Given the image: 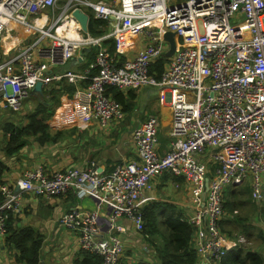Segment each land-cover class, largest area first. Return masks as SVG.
I'll use <instances>...</instances> for the list:
<instances>
[{
	"label": "built area",
	"instance_id": "1",
	"mask_svg": "<svg viewBox=\"0 0 264 264\" xmlns=\"http://www.w3.org/2000/svg\"><path fill=\"white\" fill-rule=\"evenodd\" d=\"M56 2L0 0V46L14 44L18 28L36 34L0 61V108L18 113L37 83L47 87L64 80L75 90L50 128L58 123L57 129L82 130L91 122L106 127L124 117L108 88H158L159 100H168L171 109L169 144L161 153L159 121L147 116L130 133L135 160L116 164L110 173L94 161L53 173L43 166L24 170L13 185H0V239L8 220L21 213L24 194L53 198L71 192L92 199L95 207L63 213L61 226L76 232L79 248L99 256L101 264H118L124 252L118 223L125 220L141 233L142 203L156 200L143 193L169 173L188 185L192 213L184 220L194 228L197 264H221L245 243L243 236L231 239L220 229L224 190L247 183L253 203L264 207V0H84L48 24ZM82 6L107 23L116 50L123 38L140 33L146 44L134 58L118 61L102 47V38L80 34L71 11H84ZM237 18L242 22H230ZM64 22L75 26L77 39L58 32ZM166 32L174 34L176 47L155 79L150 69L166 53ZM84 47L97 50L92 68L54 71Z\"/></svg>",
	"mask_w": 264,
	"mask_h": 264
},
{
	"label": "crops",
	"instance_id": "2",
	"mask_svg": "<svg viewBox=\"0 0 264 264\" xmlns=\"http://www.w3.org/2000/svg\"><path fill=\"white\" fill-rule=\"evenodd\" d=\"M57 16L58 14H53V16L51 15L48 19L50 21ZM36 23L39 24L40 20L36 21ZM61 28L64 32L66 31L68 36L71 35L72 39H77V32L73 30L75 26L71 24L68 25L65 22ZM20 29L21 28H18L13 34L14 44L0 46V51L4 59L5 55L13 53L12 47L14 45H25L35 39V34L31 32L22 34L20 33ZM59 30L58 32H60ZM109 32L110 28L108 27V32L100 38H102V40L112 38L109 37ZM32 35H35V37ZM164 42L165 51L167 53L170 45L168 41L164 40ZM145 44V35L144 33H140L133 37L123 38L121 40L120 48H117V50L115 44L114 50L116 55L110 53L106 47H102L107 49L112 56H117L118 61H121L134 58L136 53L140 51ZM92 49L94 48L84 47L78 50L72 59H78L81 57L82 59L80 62L71 66L69 60L67 64L54 71L61 73L68 69L73 72L89 70L94 64L95 55L93 56V59L91 61L89 60L87 65L81 69V66L83 65L82 63H86L82 50H87L88 52ZM166 53H164L163 56L165 58H167L165 56ZM65 66L66 68H64ZM43 88L45 87H41L40 91H34L33 89L30 92V96L34 97L33 95H36L41 98L40 92ZM46 88L48 89V86ZM119 91H121L126 98L130 99L132 104L131 108H127L125 112L123 106L113 97V94L110 92L109 94L107 93L111 99L116 101L122 107L124 118L118 122H112L106 127H101L96 122H91L86 129L82 130L77 129L76 127H67L63 129L50 128L53 131L66 132V139L58 144L50 143L44 146H37L35 143H32L23 152H19L16 157L12 159H7L0 150V160L6 163L9 167V171L4 173L2 177V182H4V184L13 185L25 169L37 166H43L47 173H53L68 167H83L87 162L93 160L98 165L99 170L106 173L113 164L115 165V163L135 160V149L130 139L131 130L142 123L147 116H155L158 119L159 132L167 127L169 130L171 123V109L168 100L163 102L159 100L160 94L158 88L146 86L134 91ZM128 91H131V94L127 93ZM71 96H68L67 93H62L59 104L55 107L53 115L56 114L62 102L70 100ZM1 132L2 129L0 127V135ZM160 138L164 141L163 144H160L159 142L160 152L163 153L167 150L169 138L168 135H164L161 132ZM24 157H26V159ZM21 159L22 161L20 162ZM161 177L155 180L153 190L144 192L143 197L156 196L154 202L158 204L168 203L174 205L181 214V218L186 219L192 213L188 185L184 181L182 185L180 182L173 183L171 180L162 181ZM168 184L174 185L176 191L174 194H177L176 199H174L175 201H171L170 199H173V197L165 196L161 191L162 189H167ZM150 203L151 202H143L142 207L147 206ZM94 207L95 202L92 199L86 198L85 196L79 197L71 192L67 193L65 196L53 198L24 194L21 200V213L18 216L11 218V226L15 230L24 227H31L42 236L39 264H74L75 261L77 263L87 264L82 253L83 251L78 245L77 233L69 231L61 226L59 219L63 213L72 209L91 210ZM161 211H165V208L160 206V208L156 210V213ZM118 224L124 228V232L120 234V236L126 250L121 260L123 259L122 261H127L129 264H136L140 261L149 264H156V261L154 260L155 255L151 249L147 248V245L144 250L141 251L143 254L139 259H135L137 256L136 253L140 251L138 245L141 244L143 239L135 236L136 233L132 230V226H130L125 220ZM3 241L4 240L0 239V264H18L14 258L15 252L10 249L5 241ZM146 253L152 254L154 258L150 255H146Z\"/></svg>",
	"mask_w": 264,
	"mask_h": 264
},
{
	"label": "trees",
	"instance_id": "3",
	"mask_svg": "<svg viewBox=\"0 0 264 264\" xmlns=\"http://www.w3.org/2000/svg\"><path fill=\"white\" fill-rule=\"evenodd\" d=\"M85 13L89 18L87 34L90 37L100 38L108 32L106 22L94 19L90 10L87 8H85ZM60 31L63 32L61 27ZM101 44L106 47L110 53L115 54V43L112 38L101 40ZM96 51V48L88 52L87 50H82L86 63H82L81 69L87 65L89 60L91 61L93 59ZM2 59H4V57L0 51V61ZM166 60L165 57H161L152 65L150 75L155 79L160 78ZM64 68H66V66ZM86 84L87 82H82L79 85L85 87ZM74 90L75 86L66 81L56 84L52 83L48 86V89L45 87L40 92L42 99L37 100L34 110L23 115V117L27 119L24 125H20L18 121L8 120V118L5 117L0 125L4 137L6 136V139H4V137L0 138V150L4 156L7 159H12L16 157L19 152H23L32 143L44 146L50 143L58 144L65 140L67 137L66 132L53 131L50 129L49 124L55 107L59 104L62 93H67L68 96H71ZM131 91L127 93L131 94ZM109 92L113 94V97L123 106L125 112L127 108H131V100L126 98L121 91L115 88H108L107 93L109 94ZM29 98L33 99L32 96ZM91 161L93 160L89 162ZM118 163H115V165ZM115 165L113 164L106 173H110ZM8 171V165L0 160V185L4 183L2 182V177L4 173ZM161 180H171L173 183L180 182L181 185L183 184L182 178L174 177L169 173L163 174ZM223 200L224 216L220 223L222 233L231 239H235V237L232 236L235 232L249 238L252 236V229H254L253 234L256 235L254 240L264 247V207L253 203L248 184L241 183L236 186H228L224 190ZM160 206L165 208V211L156 213V210L159 209ZM244 207L249 208L248 213L246 215L239 214V211ZM141 212L143 217L142 234H144L145 238L143 240L148 246L147 248L151 249L154 253L157 261L156 264L198 263V258L192 248L194 228L181 218V214L174 205L151 202L147 206H143ZM11 220V218L8 220L7 234L3 240L10 249L15 252V261L18 264H39L42 236L31 227H24L17 230L13 229ZM259 220L263 221L262 227H259ZM162 226L164 233L161 234L159 230ZM229 226L231 229H228ZM82 253L87 264H101V258L99 256L85 251ZM122 260H120L118 264H129L127 261ZM74 264L81 263L75 261ZM136 264L149 263L140 261ZM221 264H264V252L262 249L256 250L253 246L245 247L243 245H238L223 257Z\"/></svg>",
	"mask_w": 264,
	"mask_h": 264
},
{
	"label": "rangeland",
	"instance_id": "4",
	"mask_svg": "<svg viewBox=\"0 0 264 264\" xmlns=\"http://www.w3.org/2000/svg\"><path fill=\"white\" fill-rule=\"evenodd\" d=\"M80 1H84V0H57V2H56V5H55V7H54V13L55 14H59L62 10H63V8H65V7H70V8H72V7H77L78 6V4H79V2ZM89 1H97V0H89ZM102 1H106V2H108V0H102ZM177 1H179V0H177ZM169 4H173V2H169ZM81 8H83L84 9V11H85V8L82 6ZM46 13H51V10L50 11H48V12H46ZM236 21H233V19H230V22L232 23V24H236V23H238V22H242V18H237V19H235ZM51 23V20L48 22V24H50ZM65 23V22H64ZM63 26V25H62ZM62 26H60V27H62ZM27 32H31V31H29L28 29H26V28H24V27H22L21 29H20V33H22V34H24V33H27ZM66 32V31H65ZM31 33H33V32H31ZM34 34V33H33ZM36 35V34H35ZM35 35H32L33 37H35ZM81 35L83 36V33L81 32ZM167 62V60L164 62V64ZM29 96H30V93H29ZM34 97H33V100L32 99H30L29 97L24 101V103H22L23 105H22V108H21V110H20V112H18V113H15V112H12V111H9L8 109H6V108H0V123H1V121H4V118L5 117H7L8 118V120H13V121H18L19 123H20V125H24L25 123H26V121H27V119H25L24 117H23V115L24 114H28V113H30L31 111H33L34 110V108H35V106H36V104H37V100H41L42 98H40L39 96H36V95H33ZM52 120V119H51ZM50 123H52V121H50ZM54 127H52V129H56V127H58L59 126V124L57 123L56 125H53ZM60 129H63V128H60ZM167 131H168V127L167 128H165V129H162V131L160 130V132L162 133V134H164V135H167ZM160 132L158 131V141L160 142V144H163L164 143V141H163V139L162 138H160ZM4 137V135H3V132H1V135H0V138H3ZM160 138V139H159ZM4 139H6V136L4 137ZM35 145V144H34ZM37 145V144H36ZM38 146V145H37ZM25 159H26V157H24ZM24 158H22V159H24ZM22 159L20 160V162L22 161ZM33 168H35V167H31V168H27V169H25V170H29V169H33ZM245 184V183H244ZM162 192H163V194L165 195V196H172L173 197V199H170L171 201H175L174 199H176V195L174 194V192H176L175 191V188H174V185H172V184H168L167 185V189H162L161 190ZM156 197V196H155ZM248 207H244L242 210H240L239 211V214H241V215H246L247 213H248ZM227 214V213H226ZM228 215V214H227ZM250 218V217H249ZM258 224H259V227H262L263 226V221L262 220H259L258 221ZM228 229H231V227L229 226L228 227ZM159 233H164V229H163V226L162 227H160V230H159ZM254 233V229H252V236L251 237H249V238H247L245 235H243V234H240V233H237V232H235V233H233L232 234V236L233 237H235V238H238V236H243L244 238H245V243L244 244H242L243 246H245V247H247V246H253V248H255L256 250H259V249H262V251L264 252V247L262 246V245H260L256 240H254V238L256 237V235L255 234H253ZM255 233H256V231H255ZM135 236H138V237H140V238H142V239H145L144 238V234H142V232L141 233H136V235ZM144 240H142L141 241V244H139L138 245V248L140 249V251L139 252H137L136 254H137V256H136V260H138L139 259V257L143 254L141 251H143L144 250V248L146 247V243H144L143 242ZM259 241V240H258ZM124 250H125V248H124ZM125 252H126V250L123 252V255L125 254ZM146 255H150L152 258H154V256L152 255V254H149V253H146ZM154 260L156 261V259L154 258ZM157 262V261H156Z\"/></svg>",
	"mask_w": 264,
	"mask_h": 264
},
{
	"label": "water",
	"instance_id": "5",
	"mask_svg": "<svg viewBox=\"0 0 264 264\" xmlns=\"http://www.w3.org/2000/svg\"><path fill=\"white\" fill-rule=\"evenodd\" d=\"M71 16L78 23L80 31L84 34H87V24L89 19L88 15L80 8H74L71 11ZM163 38L164 40L168 41L170 45L168 52L165 54L166 57H169L175 51V36L172 32H166ZM81 59H82L81 57H79L78 59L71 58L69 64L72 66L73 64L80 62ZM40 89H41V84L37 83L34 87V91H40Z\"/></svg>",
	"mask_w": 264,
	"mask_h": 264
},
{
	"label": "flooded vegetation",
	"instance_id": "6",
	"mask_svg": "<svg viewBox=\"0 0 264 264\" xmlns=\"http://www.w3.org/2000/svg\"><path fill=\"white\" fill-rule=\"evenodd\" d=\"M170 57V56H169ZM169 57H167L166 59H168ZM164 66V65H163Z\"/></svg>",
	"mask_w": 264,
	"mask_h": 264
},
{
	"label": "bare ground",
	"instance_id": "7",
	"mask_svg": "<svg viewBox=\"0 0 264 264\" xmlns=\"http://www.w3.org/2000/svg\"><path fill=\"white\" fill-rule=\"evenodd\" d=\"M59 30V29H58ZM60 31V30H59ZM61 32V31H60Z\"/></svg>",
	"mask_w": 264,
	"mask_h": 264
}]
</instances>
